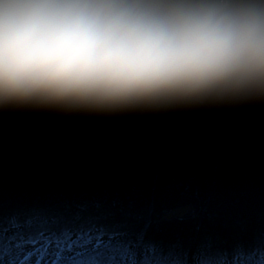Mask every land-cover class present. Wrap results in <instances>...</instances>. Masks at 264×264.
<instances>
[{
	"label": "trees",
	"instance_id": "16d2710c",
	"mask_svg": "<svg viewBox=\"0 0 264 264\" xmlns=\"http://www.w3.org/2000/svg\"><path fill=\"white\" fill-rule=\"evenodd\" d=\"M42 124L52 133L41 144L6 156L8 139ZM19 213L93 220L164 242L210 237L251 247L264 239V105L114 115L2 110L0 215ZM31 236L41 249L62 242L53 233ZM244 259L259 264L260 256ZM122 260L114 246L93 241L49 264Z\"/></svg>",
	"mask_w": 264,
	"mask_h": 264
},
{
	"label": "clouds",
	"instance_id": "9594fccd",
	"mask_svg": "<svg viewBox=\"0 0 264 264\" xmlns=\"http://www.w3.org/2000/svg\"><path fill=\"white\" fill-rule=\"evenodd\" d=\"M264 105V0H0V111Z\"/></svg>",
	"mask_w": 264,
	"mask_h": 264
},
{
	"label": "snow or ice",
	"instance_id": "6c2138e0",
	"mask_svg": "<svg viewBox=\"0 0 264 264\" xmlns=\"http://www.w3.org/2000/svg\"><path fill=\"white\" fill-rule=\"evenodd\" d=\"M47 233H53L54 239L62 237L61 245L68 242V247L81 238L85 244L94 241L112 245L126 257L120 264H251L244 258L257 254L259 264H264V239L251 247L236 244L230 248L222 247L210 237L164 242L145 239L120 226H107L93 220H65L40 213L0 215V254L9 250L5 247L6 237L8 240L22 235L43 238Z\"/></svg>",
	"mask_w": 264,
	"mask_h": 264
},
{
	"label": "rangeland",
	"instance_id": "374dc122",
	"mask_svg": "<svg viewBox=\"0 0 264 264\" xmlns=\"http://www.w3.org/2000/svg\"><path fill=\"white\" fill-rule=\"evenodd\" d=\"M51 133L52 128L48 124H42L28 132L11 137L8 139L6 156L8 158H19L22 152L41 144ZM41 242L43 241L37 240L31 235L17 236L11 240L7 239L5 247L9 250L0 254V264H49L60 253L63 258H68L74 253L92 248V243L81 244L80 240H77L76 243L72 242L71 247H68V242L63 245L60 243V246L50 242L41 249Z\"/></svg>",
	"mask_w": 264,
	"mask_h": 264
}]
</instances>
